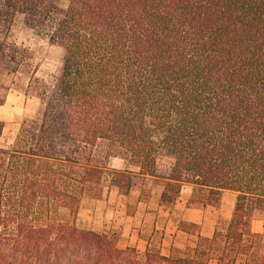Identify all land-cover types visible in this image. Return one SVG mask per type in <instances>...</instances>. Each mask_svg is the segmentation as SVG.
<instances>
[{"label":"trees","instance_id":"trees-1","mask_svg":"<svg viewBox=\"0 0 264 264\" xmlns=\"http://www.w3.org/2000/svg\"><path fill=\"white\" fill-rule=\"evenodd\" d=\"M17 14L64 50L48 78L12 38ZM2 75L40 103L0 146V264H264L252 227L264 211V0H0ZM107 170L123 193L136 175L160 180L167 206L185 183L188 206L233 190L232 214L184 251L120 247L74 222Z\"/></svg>","mask_w":264,"mask_h":264},{"label":"crops","instance_id":"crops-1","mask_svg":"<svg viewBox=\"0 0 264 264\" xmlns=\"http://www.w3.org/2000/svg\"><path fill=\"white\" fill-rule=\"evenodd\" d=\"M109 164L117 169L128 167L120 156H113ZM105 187L101 197L85 195L81 198L78 219L82 226L96 231L117 227L118 241L125 246L146 249L152 246L154 239H158L157 248L163 254H169L175 247L194 244L198 233L212 235L218 219L230 218L236 199L235 191L224 189L219 206H188L187 199L193 186L185 183L175 203L167 206L161 199L163 186L157 192L154 189L149 191L147 195L143 194V187H131L129 193H123L110 179ZM131 194L135 196L133 208L130 205ZM183 221L196 224V232L181 228Z\"/></svg>","mask_w":264,"mask_h":264},{"label":"rangeland","instance_id":"rangeland-1","mask_svg":"<svg viewBox=\"0 0 264 264\" xmlns=\"http://www.w3.org/2000/svg\"><path fill=\"white\" fill-rule=\"evenodd\" d=\"M66 3V2H65ZM12 38L15 39L18 43L28 46L32 49L39 61V67L36 74L41 78H48L52 73H54L63 56L64 50L58 44L52 43L46 37H41L37 35L31 28L27 27L23 21V16L17 14L13 20L11 27ZM4 83L6 88L0 87V95L5 91L6 100L3 105L0 107V121L3 122V132L0 137V146H10L18 133L21 122L25 117H32L36 114L39 107V98L35 95L25 94L23 91L10 87V76L2 75L0 77V83ZM173 156L170 155L167 151L162 150L158 154V164L163 167H168L172 161ZM109 179H111V174L107 170L103 174V193L105 186L108 184ZM131 187H143V194L151 190L156 192L161 189V182L155 178H142L140 175H136L132 178ZM145 187V188H144ZM102 193V195H103ZM101 195V196H102ZM132 203L131 208L134 206L135 196L131 194ZM80 207V205H79ZM57 215L63 219L72 220V216L69 214V210L66 207H60L57 211ZM229 218H225L227 220ZM219 220V219H218ZM216 221V223L218 222ZM75 224L80 227H83L81 222H79L78 214L74 220ZM216 225V224H215ZM252 227L254 231L260 232V241L258 244V251L264 259V211H256L253 215ZM96 231V230H95ZM98 232H108L113 236L119 237V229L117 227H111L107 231H98ZM196 242V241H195ZM118 246L126 247L123 242L118 241ZM159 240L154 239L151 249H157ZM195 244V243H194ZM194 244L187 245L180 248V250H186L189 247H192ZM135 247V246H134ZM139 251H145L143 248L136 247ZM245 257L240 256L237 264H243Z\"/></svg>","mask_w":264,"mask_h":264}]
</instances>
